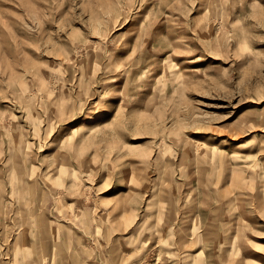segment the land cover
<instances>
[{
    "label": "rangeland",
    "instance_id": "obj_1",
    "mask_svg": "<svg viewBox=\"0 0 264 264\" xmlns=\"http://www.w3.org/2000/svg\"><path fill=\"white\" fill-rule=\"evenodd\" d=\"M31 261L264 264V0H0V264Z\"/></svg>",
    "mask_w": 264,
    "mask_h": 264
},
{
    "label": "bare ground",
    "instance_id": "obj_2",
    "mask_svg": "<svg viewBox=\"0 0 264 264\" xmlns=\"http://www.w3.org/2000/svg\"><path fill=\"white\" fill-rule=\"evenodd\" d=\"M73 236V235H72ZM75 236V235H74ZM28 238H29V236H28ZM67 238V237H66ZM32 242V241H31ZM69 242H70V240H69ZM30 244V243H29ZM67 244H68V241H67ZM34 246V245H33ZM33 246H32V248H33ZM70 246V245H69ZM90 254H91V252H90ZM32 262V261H31ZM27 264H29L28 262H27ZM32 264H33V262H32Z\"/></svg>",
    "mask_w": 264,
    "mask_h": 264
}]
</instances>
